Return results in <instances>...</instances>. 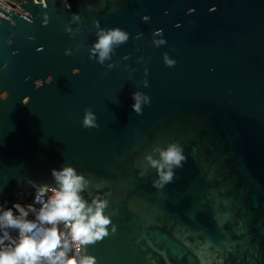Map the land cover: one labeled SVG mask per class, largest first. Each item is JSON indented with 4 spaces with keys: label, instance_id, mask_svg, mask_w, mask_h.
<instances>
[{
    "label": "water",
    "instance_id": "95a60500",
    "mask_svg": "<svg viewBox=\"0 0 264 264\" xmlns=\"http://www.w3.org/2000/svg\"><path fill=\"white\" fill-rule=\"evenodd\" d=\"M16 2L0 17V92L9 93L0 200L68 163L93 191L111 189L116 232L89 246L98 264H264V0H69L70 10L63 0ZM71 12L82 22L68 34ZM94 20L130 33L112 70L89 59ZM157 29L167 40L159 48L150 44ZM145 62L140 90L152 102L137 115L131 93ZM89 108L99 128L82 127ZM172 141L187 161L160 192L145 156L159 159Z\"/></svg>",
    "mask_w": 264,
    "mask_h": 264
},
{
    "label": "clouds",
    "instance_id": "9594fccd",
    "mask_svg": "<svg viewBox=\"0 0 264 264\" xmlns=\"http://www.w3.org/2000/svg\"><path fill=\"white\" fill-rule=\"evenodd\" d=\"M15 2L10 0L0 9L11 7ZM63 2L64 7L70 10L69 0ZM92 7L89 5V8ZM4 14L0 10V15ZM142 20L148 22L150 17L144 15ZM81 22V14L71 12L64 26L65 31L70 34L73 25L81 28ZM48 24L49 19L46 26ZM93 27L96 29L95 38L88 49L89 59L112 70L117 67L112 62L113 54L129 41L130 33L120 27H101L99 20L93 21ZM142 37L143 33H138L135 39ZM150 44L157 48L167 44L163 29L152 33ZM64 54L73 55L74 51L65 49ZM139 59L144 60V57L141 55ZM106 61L109 63L106 64ZM163 62L170 68L177 63L168 52L163 53ZM125 68L129 66L125 64ZM148 72L145 62L143 83H136L137 90L131 93V108L137 115H142L145 106H150L152 102L151 96L140 90L141 86L149 87ZM72 73L78 75L80 69L74 68ZM129 79H133L132 75H129ZM52 81L53 77L49 75L46 80H35L34 84L39 89ZM8 97V91L0 92V101ZM29 101L30 98L25 97L23 103L28 104ZM81 123L85 129L99 128L97 116L90 108L85 109ZM145 159L155 169L152 186L163 192L166 185L176 178V170L183 168L187 155L184 145L172 141L167 148L160 150L159 159H152L150 155ZM145 175L147 173L141 177ZM50 177V180L43 181L27 178L24 181L28 186L25 191L19 192L12 200H0V264H98L97 257L89 253V246L108 237L110 229L111 233L116 232L112 217L106 211L110 205L111 189L103 187L93 191L92 180L68 163L52 168ZM100 183L107 184V181L101 179Z\"/></svg>",
    "mask_w": 264,
    "mask_h": 264
},
{
    "label": "built area",
    "instance_id": "2783aa9c",
    "mask_svg": "<svg viewBox=\"0 0 264 264\" xmlns=\"http://www.w3.org/2000/svg\"><path fill=\"white\" fill-rule=\"evenodd\" d=\"M8 2H10V0H0V6H3L5 4H7ZM19 3L15 2L14 4H12L11 7H7V8H4V9H0V10H3L5 13L9 14L10 11L12 12H15L17 7H18ZM0 17H2L3 19L5 20H8L7 17H5L4 15H0ZM26 190V189H25ZM25 190H20V191H17V192H14L12 195H10L9 197L7 198H3L1 200H4V199H9V200H12L14 198H16L17 194L21 191H25Z\"/></svg>",
    "mask_w": 264,
    "mask_h": 264
}]
</instances>
